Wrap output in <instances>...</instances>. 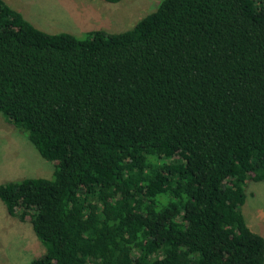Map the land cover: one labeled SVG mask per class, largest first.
<instances>
[{"label": "trees", "instance_id": "1", "mask_svg": "<svg viewBox=\"0 0 264 264\" xmlns=\"http://www.w3.org/2000/svg\"><path fill=\"white\" fill-rule=\"evenodd\" d=\"M0 113L54 165L0 184L44 247L28 264H264L240 210L264 181V0H159L85 38L0 0Z\"/></svg>", "mask_w": 264, "mask_h": 264}, {"label": "rangeland", "instance_id": "2", "mask_svg": "<svg viewBox=\"0 0 264 264\" xmlns=\"http://www.w3.org/2000/svg\"><path fill=\"white\" fill-rule=\"evenodd\" d=\"M38 29L85 38L91 30L117 33L153 11L159 0H4ZM0 113V184L26 177L50 178L54 165ZM246 224L264 236V181L250 183L240 207ZM44 252L28 219L9 215L0 200V264H28Z\"/></svg>", "mask_w": 264, "mask_h": 264}]
</instances>
